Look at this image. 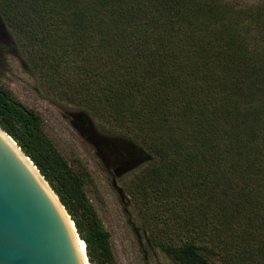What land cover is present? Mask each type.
Returning <instances> with one entry per match:
<instances>
[{"label":"trees","instance_id":"trees-1","mask_svg":"<svg viewBox=\"0 0 264 264\" xmlns=\"http://www.w3.org/2000/svg\"><path fill=\"white\" fill-rule=\"evenodd\" d=\"M0 17L28 73L86 123H109L101 145L137 155L121 185L145 255L264 264V0H0ZM0 126L57 194L90 264H115L85 179L1 78Z\"/></svg>","mask_w":264,"mask_h":264},{"label":"rangeland","instance_id":"rangeland-1","mask_svg":"<svg viewBox=\"0 0 264 264\" xmlns=\"http://www.w3.org/2000/svg\"><path fill=\"white\" fill-rule=\"evenodd\" d=\"M226 1L258 3L262 0ZM0 78L18 99L40 114L46 134L69 165L85 179L91 203L111 233L115 264H180L170 254H153L149 250L145 255L143 252L146 244L143 231L138 228L139 224L132 223V219L139 223L141 215H134L133 204L128 207L130 202L121 185L122 178L141 164L137 155L131 150L115 153L101 145L104 132L100 125L109 123L90 115L91 123H86L76 104L62 105L46 91L45 85L28 73L1 17ZM114 159L121 164L114 166L111 162ZM130 211L134 213L132 217ZM214 264L225 263L215 259Z\"/></svg>","mask_w":264,"mask_h":264},{"label":"water","instance_id":"water-1","mask_svg":"<svg viewBox=\"0 0 264 264\" xmlns=\"http://www.w3.org/2000/svg\"><path fill=\"white\" fill-rule=\"evenodd\" d=\"M74 231L80 237L50 184L0 126V264H88Z\"/></svg>","mask_w":264,"mask_h":264},{"label":"bare ground","instance_id":"bare-ground-1","mask_svg":"<svg viewBox=\"0 0 264 264\" xmlns=\"http://www.w3.org/2000/svg\"><path fill=\"white\" fill-rule=\"evenodd\" d=\"M71 224H72V221H71ZM75 232V231H74ZM75 234H76V236L78 237V235H77V233L75 232ZM79 239H80V237H78ZM80 241L85 245V242L82 240V239H80ZM85 249H86V245H85ZM85 252H86V250H84ZM86 255V254H85ZM88 264H90V263H88Z\"/></svg>","mask_w":264,"mask_h":264}]
</instances>
